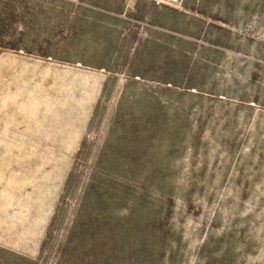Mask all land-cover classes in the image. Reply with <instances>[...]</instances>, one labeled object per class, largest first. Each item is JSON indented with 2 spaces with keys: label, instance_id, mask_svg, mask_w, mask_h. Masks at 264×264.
<instances>
[{
  "label": "rangeland",
  "instance_id": "obj_1",
  "mask_svg": "<svg viewBox=\"0 0 264 264\" xmlns=\"http://www.w3.org/2000/svg\"><path fill=\"white\" fill-rule=\"evenodd\" d=\"M3 53L84 91L45 94L58 143L5 146L0 222L45 226L0 264H264V0H0Z\"/></svg>",
  "mask_w": 264,
  "mask_h": 264
},
{
  "label": "crops",
  "instance_id": "obj_2",
  "mask_svg": "<svg viewBox=\"0 0 264 264\" xmlns=\"http://www.w3.org/2000/svg\"><path fill=\"white\" fill-rule=\"evenodd\" d=\"M79 71L54 63H45L19 54H0V159H14V146L31 143L36 138L40 144L58 143L68 135V111H63L61 99L46 107L45 94L51 90L56 97L67 94V85L73 81L84 91ZM34 80H40L38 96L30 93ZM48 84H52L48 89ZM46 85V87H45ZM23 132L26 137L21 136ZM61 142V141H60ZM13 155V156H9ZM16 159V158H15ZM45 223L30 220L20 214L19 219L8 218L0 222V247L26 257L38 253Z\"/></svg>",
  "mask_w": 264,
  "mask_h": 264
},
{
  "label": "bare ground",
  "instance_id": "obj_3",
  "mask_svg": "<svg viewBox=\"0 0 264 264\" xmlns=\"http://www.w3.org/2000/svg\"><path fill=\"white\" fill-rule=\"evenodd\" d=\"M171 1H176V0H171Z\"/></svg>",
  "mask_w": 264,
  "mask_h": 264
}]
</instances>
